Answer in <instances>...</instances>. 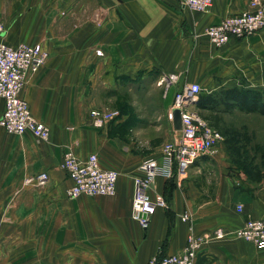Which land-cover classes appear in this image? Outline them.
<instances>
[{"label": "crops", "instance_id": "obj_1", "mask_svg": "<svg viewBox=\"0 0 264 264\" xmlns=\"http://www.w3.org/2000/svg\"><path fill=\"white\" fill-rule=\"evenodd\" d=\"M251 1L214 0L210 12L199 13L179 0H0L7 42L41 44L50 53L23 93L50 139L0 126V264H148L159 253L180 252L191 225L200 235L264 219V180L240 183L202 157L182 180L156 178L149 194L164 195L169 207L143 229L133 219L134 178L150 156L113 126L94 127L90 115L168 75L180 79L175 92L208 77L217 92L263 89L264 30L221 49L204 36ZM3 112L0 100V119ZM68 150L80 159L96 153L104 168L117 169V194L70 199L72 182L61 168ZM155 158L161 162L160 153ZM43 173L46 185L26 184ZM196 264H264V250L228 238L203 246Z\"/></svg>", "mask_w": 264, "mask_h": 264}, {"label": "built area", "instance_id": "obj_2", "mask_svg": "<svg viewBox=\"0 0 264 264\" xmlns=\"http://www.w3.org/2000/svg\"><path fill=\"white\" fill-rule=\"evenodd\" d=\"M180 4L199 13L210 12L214 0H179ZM264 30V2L253 0L249 9L239 14L227 16L220 23L208 27L206 36L212 47L221 49L231 39H245ZM50 58V53L41 44L19 43L10 45L6 40L5 25L0 22V100L4 103V112L0 126L11 135H24L32 132L38 142L50 139V128L37 121L30 112L23 93L30 81L39 73ZM166 83V92L180 83L177 75H168L162 79ZM203 89L199 83H185L175 93L169 118L173 121V111H181L182 129L175 131V138L164 145L161 162L154 157L145 158L138 167L134 178L133 219L143 229H147L150 216L158 209L169 207L164 195L152 197L149 190L160 175L168 179L182 180L189 169L202 157H213L217 146L222 142V133L211 126L200 115L197 108ZM119 115L118 110L94 109L91 118L94 127L105 129ZM62 170L70 178L72 185L67 191L70 199L86 197H113L117 194L120 172L113 168H104L98 154L92 153L86 159H80L72 150L65 152L61 163ZM49 176L43 173L30 178L26 184L36 182L46 185ZM239 205L237 211L243 212ZM183 220H191L188 213ZM228 238L241 239L253 243L264 250V219L247 220L237 229L216 228L204 234H197L195 227H189L184 248L171 255L159 253L148 264H196L199 250L216 241Z\"/></svg>", "mask_w": 264, "mask_h": 264}, {"label": "rangeland", "instance_id": "obj_3", "mask_svg": "<svg viewBox=\"0 0 264 264\" xmlns=\"http://www.w3.org/2000/svg\"><path fill=\"white\" fill-rule=\"evenodd\" d=\"M161 81L162 79L154 87L145 82L137 93L131 92L133 96L129 95V99L121 102L114 99L110 108L105 109L119 111L117 118L109 125L119 131L123 141L135 143L133 148L141 150L144 157H158L164 145L176 136L169 114L175 93L179 89L176 87L175 92L174 86L166 92V83ZM215 82L209 77L204 82H199L203 89L202 94L217 93L218 90L213 87ZM258 91L264 97V88ZM195 110L222 131L223 140L212 157L215 163H220L218 166L223 167L226 173L232 174L240 183L247 180H264V116L247 114L238 109L230 112L202 111L197 107ZM127 111L132 115L122 117ZM119 119L121 122H117Z\"/></svg>", "mask_w": 264, "mask_h": 264}, {"label": "trees", "instance_id": "obj_4", "mask_svg": "<svg viewBox=\"0 0 264 264\" xmlns=\"http://www.w3.org/2000/svg\"><path fill=\"white\" fill-rule=\"evenodd\" d=\"M197 107L202 111L230 112L240 110L247 114L264 116V97L258 90L231 88L214 94H200ZM202 116V115H201ZM208 119V118H207ZM219 130L217 125H212ZM221 133L222 131L219 130ZM260 181V180H256Z\"/></svg>", "mask_w": 264, "mask_h": 264}, {"label": "water", "instance_id": "obj_5", "mask_svg": "<svg viewBox=\"0 0 264 264\" xmlns=\"http://www.w3.org/2000/svg\"><path fill=\"white\" fill-rule=\"evenodd\" d=\"M173 129L175 131H181L182 129L181 111L178 109L173 111Z\"/></svg>", "mask_w": 264, "mask_h": 264}]
</instances>
